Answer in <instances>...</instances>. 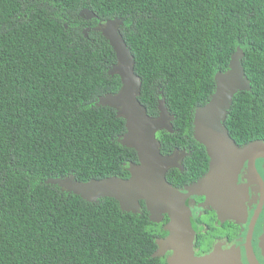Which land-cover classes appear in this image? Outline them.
<instances>
[{
	"label": "trees",
	"instance_id": "1",
	"mask_svg": "<svg viewBox=\"0 0 264 264\" xmlns=\"http://www.w3.org/2000/svg\"><path fill=\"white\" fill-rule=\"evenodd\" d=\"M96 15L86 20L80 13ZM119 18L152 117L158 98L174 117L161 153L192 148L176 186L208 169L194 138L195 111L215 91L240 48L250 91L233 99L224 123L238 146L264 141V0H0V264H156L158 225L46 183L128 179L134 149L118 139L125 120L98 99L121 88L116 54L94 28ZM89 29L87 36L84 29Z\"/></svg>",
	"mask_w": 264,
	"mask_h": 264
},
{
	"label": "water",
	"instance_id": "2",
	"mask_svg": "<svg viewBox=\"0 0 264 264\" xmlns=\"http://www.w3.org/2000/svg\"><path fill=\"white\" fill-rule=\"evenodd\" d=\"M83 15L86 20L96 18L88 9L80 13V16ZM123 25L121 19L115 18L94 28L107 39L116 54L117 62L109 70V75H118L121 79L120 90L100 97L96 106L113 108L117 117L125 120L126 133L118 141L123 147L136 151L138 163L128 167V179L111 177L78 182L74 176H69L49 179L46 183L92 203L103 198L114 199L125 213H140V201H143L150 221L155 224L168 214L170 222L165 230L171 234L166 240L157 241L159 248L153 255L156 257L163 254L164 250L173 249L172 246L184 251L186 246L183 243L187 240L191 243L189 230L192 228V216L186 206L188 198L204 197V207L212 206L215 209L221 203H225L227 210L231 204L242 203V200H237L238 193H241L238 186L240 171L245 161L250 160L253 168L254 159L264 156V142L254 141L238 146L224 125L235 95L251 89L242 66L244 54L238 48L231 56L228 71L216 74V88L210 101L194 114V138L206 149L210 159L208 172L196 183L186 187V193L172 186L167 181L168 170L175 167L183 169L179 160L185 151L176 150L173 156L161 153V143L156 136L161 131L173 132L171 122L174 117L169 114L162 97L158 98L159 115L156 118L151 117L139 102L142 82L134 70V56L120 33ZM87 31L89 29L84 31L85 36ZM262 246L264 257V238Z\"/></svg>",
	"mask_w": 264,
	"mask_h": 264
},
{
	"label": "flooded vegetation",
	"instance_id": "3",
	"mask_svg": "<svg viewBox=\"0 0 264 264\" xmlns=\"http://www.w3.org/2000/svg\"><path fill=\"white\" fill-rule=\"evenodd\" d=\"M176 150L185 151L179 160L183 169L175 167L169 169L168 172L177 169L183 173L185 159L192 152V148L186 147V149L179 150L175 147L171 153L162 155L173 156ZM209 161L208 157V169ZM208 169L196 180L182 186L175 187L168 179L167 181L181 192L186 193L185 188L196 183L208 172ZM238 186L241 188V193H238L237 200H242V203L231 204L228 210L225 203L219 204L215 209L212 206L204 207V197L188 198L186 206L190 209L192 216V228L189 230L191 243L189 244L188 240L183 243L186 246L184 251L178 250L175 246L168 251L164 250L163 254L156 256V264H264L262 246L264 238V156L254 159L253 168L250 160L244 162L239 174ZM169 222L170 217L165 214L163 220L156 223L158 225L156 229L159 231L156 245L157 241L161 242L170 236L171 232L165 230ZM158 248L157 245L155 252Z\"/></svg>",
	"mask_w": 264,
	"mask_h": 264
},
{
	"label": "clouds",
	"instance_id": "4",
	"mask_svg": "<svg viewBox=\"0 0 264 264\" xmlns=\"http://www.w3.org/2000/svg\"><path fill=\"white\" fill-rule=\"evenodd\" d=\"M87 29V28H86Z\"/></svg>",
	"mask_w": 264,
	"mask_h": 264
}]
</instances>
